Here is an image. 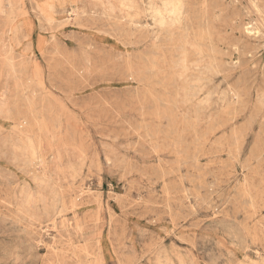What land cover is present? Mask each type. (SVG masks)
<instances>
[{"label": "rangeland", "instance_id": "obj_1", "mask_svg": "<svg viewBox=\"0 0 264 264\" xmlns=\"http://www.w3.org/2000/svg\"><path fill=\"white\" fill-rule=\"evenodd\" d=\"M10 1L0 264H264V0Z\"/></svg>", "mask_w": 264, "mask_h": 264}, {"label": "bare ground", "instance_id": "obj_2", "mask_svg": "<svg viewBox=\"0 0 264 264\" xmlns=\"http://www.w3.org/2000/svg\"><path fill=\"white\" fill-rule=\"evenodd\" d=\"M9 1H10V0H9ZM7 2H8V1H7ZM124 2H125V3H128V2H126V1H124ZM10 3H11V1H10ZM130 3H131V2H130ZM136 3H137V1H136ZM185 3H186V2H185ZM0 4H2V0H0ZM136 5H138V4H136ZM1 6H2V5H1ZM1 6H0V7H1ZM130 6H131V5H130ZM166 6L169 7V10H170V11H173V10H172V7H171V5H170V3H168ZM127 7H129V5H128ZM127 7H126V8H127ZM131 7H132V6H131ZM201 9H202V8H201ZM144 11H145V10H144ZM188 13H189V12H188ZM125 14H126V13H125ZM201 14H202V13H201ZM109 15H110V14H109ZM158 16H159V15H158ZM188 17H189V16H188ZM114 19H115V18H114ZM159 20H160L161 23H163V17H160ZM199 20H200V19H199ZM113 21H114V20H113ZM188 21H189V20H188ZM156 24H157V23H156ZM108 26H109V25H108ZM133 26H134V25H133ZM143 27H144V26H143ZM145 27H146V26H145ZM134 28H135V27H134ZM143 29H144V28H143ZM145 29H146V28H145ZM147 29H148V28H147ZM147 31H148V30H147ZM138 32H139V31H138ZM120 34H121V33H120ZM143 37H144V36H143ZM201 44H202V43H201ZM10 51H11V50H10ZM7 54L9 55V53H7ZM181 54H183V53H181ZM207 54H208V53H207ZM207 54H206V55H207ZM218 54H219V53H218ZM5 55H6V54H5ZM8 55H6V56H8ZM152 56H153V55H152ZM183 56H184V55H183ZM8 57H9V56H8ZM4 58H5V57H4ZM10 58H11V57H10ZM184 59H185V57H184ZM4 60H6V59H4ZM179 60H180V59H179ZM182 60H183V59H182ZM7 61H9V60H7ZM10 61H11V60H10ZM174 61H175V60H174ZM183 61H184V60H183ZM176 62H177V60H176ZM184 62H185V61H184ZM213 63H214V62H213ZM178 64H179V63H178ZM179 66H180V65H179ZM182 66H183V65H182ZM216 66H219V64L216 65ZM175 67H177V66H175ZM219 67H220V66H219ZM219 67H218V68H219ZM178 68H179V67H178ZM183 68H184V66H183ZM184 69H185V68H184ZM132 70H133V69H132ZM208 72H209V71H208ZM140 74H141V73H140ZM179 74H180V73H179ZM0 75H1V74H0ZM129 76H130V75H129ZM130 77H131V76H130ZM155 78H156V77H155ZM152 79H153V78H152ZM130 80H131V79H130ZM203 80H204V79H203ZM20 81H21V80H20ZM148 82H149V81H148ZM192 82H193V81H192ZM142 84H143V83H142ZM142 84H141V85H142ZM195 84H196V83H195ZM164 86H165V85H164ZM189 86H190V85H189ZM192 87H193V86H192ZM17 88H18V87H17ZM135 88H136V87H135ZM165 89H166V88H165ZM190 89H192V88H190ZM195 89H196V88H194V90H195ZM202 89H203V88H202ZM182 90H184V89H182ZM187 91H188V90H187ZM139 92H140V91H139ZM188 92H189V91H188ZM182 93H185V92H182ZM188 94H189V93H188ZM190 94H191V93H190ZM192 94H193V92H192ZM194 94H195V93H194ZM146 96H147V95H146ZM192 96L195 97L194 95H192ZM168 97H169V96H168ZM183 97H185V96H183ZM186 97H187V96H186ZM186 97H185V98H186ZM235 97H237V96H235ZM153 98H154V97H153ZM2 100H3V99H2ZM188 100H189V99H188ZM144 101H145V100H144ZM14 102H15V101H14ZM156 102H157V101H156ZM171 104H172V103H171ZM48 106H49V105H48ZM156 106H157V105H156ZM164 107H165V106H164ZM231 109H232V108H231ZM34 110H35V109H34ZM139 110H140V109H139ZM50 112H51V111H50ZM157 113H158V112H157ZM232 113H233V112H232ZM229 114H230V113H229ZM141 115H142V114H141ZM157 115H158V114H157ZM31 117H32V116H31ZM40 118H41V117H40ZM50 118H51V117H50ZM33 120H34V118H33ZM48 121H50V120H48ZM19 122H20V121H19ZM159 122H160V120H159ZM191 123H192V122H191ZM20 124H21V123H20ZM50 125H51V124H50ZM140 125H141V124H140ZM211 126H213V125H211ZM220 126H221V125H220ZM194 127H195V126H194ZM215 127H216V126H215ZM195 128H196V127H195ZM213 128H214V127H213ZM28 129H29V128H28ZM57 129H58V128H57ZM148 129H149V128H148ZM148 129H147V130H148ZM29 130H30V129H29ZM39 130H40V129H39ZM149 130H150V129H149ZM194 130H195V129H194ZM43 131H44V130H43ZM46 131H47V130H46ZM216 131H217V130H216ZM47 132H48V131H47ZM26 133H27V132H26ZM42 133H43V132H42ZM44 133H45V132H44ZM156 133H157V132H156ZM30 134H31V133H30ZM24 136H25V135H24ZM31 137H32V136H31ZM39 137H40V136H39ZM171 137H173V136H171ZM237 137H238V136H237ZM24 138H27V137H24ZM45 138H46V137H45ZM232 138H233V137H232ZM241 138H242V137H241ZM21 139H22V138H21ZM28 139H29V138H28ZM28 139H27V140H28ZM32 139H33V138H32ZM27 140H26V141H27ZM30 140H31V139H30ZM33 141H34V140H33ZM155 141H156V139H155ZM28 142H29V140H28ZM28 142H27V143H28ZM233 142H234V141H233ZM34 143H35V142H34ZM50 143H51V142H50ZM29 144H30V143H29ZM200 144H201V143H200ZM154 145H155V144H154ZM157 145H158V144H157ZM31 146H32V145H31ZM31 146H30V147H31ZM33 146H34V145H33ZM23 147H24V146H23ZM37 147H38V146H37ZM81 147H82V144H81ZM196 147H197V146H196ZM30 149H31V148H30ZM30 149H29V151H32V150H33V149L30 150ZM38 150H39V149H38ZM176 150H178V149H176ZM34 151H35V148H34ZM40 151H41V150H40ZM199 151H200V150H199ZM35 152H36V151H35ZM154 153H155V152H154ZM192 153H193V152H192ZM33 155H34V154H33ZM36 155H37V154H36ZM41 155H43V154H41ZM31 157H32V155H31ZM39 157H40V156H39ZM40 158H41V157H40ZM30 160H31V159H30ZM32 160L34 161L33 157H32ZM42 160H43V159H42ZM42 160H41V161H42ZM35 161H36V160H35ZM175 161H176V160H175ZM177 161H178V160H177ZM218 161H219V160H218ZM28 162H29V161H28ZM211 162H212V160H211ZM32 163H33V162H32ZM32 163H31V164H32ZM42 163H43V162H42ZM118 163H119V162H118ZM33 164H34V163H33ZM43 164H44V163H43ZM175 164H176V163H175ZM215 164H216V163H215ZM245 164H246V163H245ZM39 165H40V164H39ZM40 166H41V165H40ZM200 166H201V165H200ZM228 166H229V165H228ZM246 166H247V165H246ZM190 167H191V166H190ZM222 167H223V166H222ZM222 167H221V168H222ZM39 168H40V167H39ZM42 168H43V166H42ZM158 168H159V167H158ZM252 170H253V169H252ZM44 171H45V170H44ZM172 172H173V171H172ZM38 174H39V173H38ZM163 174H164V173H163ZM163 174H162V175H163ZM40 175H41V174H40ZM215 175H216V174H215ZM37 176H39V175H37ZM37 176H36V177H37ZM72 176H73V175H72ZM41 177H42V176H41ZM45 177H46V176H45ZM161 177H162V176H161ZM43 178H44V177H43ZM203 178H204V177H203ZM36 179H38V178H36ZM41 179H42V178H41ZM179 179H180V178H179ZM245 179H246V178H245ZM39 181H41V180H39ZM34 182H35V181H34ZM224 182H225V181H224ZM244 182H245V181H244ZM182 185H183V184H182ZM197 185H198V184H197ZM216 186H217V185H216ZM240 186H241V185H240ZM8 187H9V186H8ZM183 187H184V186H183ZM254 188H255V187H254ZM189 189H190V188H189ZM8 191H9V190H8ZM11 191H12V190H11ZM205 191H206V190H205ZM215 191H216V190H215ZM245 192H246V191H245ZM90 193H91V192H90ZM228 193H229V192H228ZM183 195H184V194H183ZM209 195H210V194H209ZM211 197H212V196H211ZM70 199H71V198H70ZM233 200H234V199H233ZM96 201H97V200H96ZM70 202H71V201H70ZM212 203H213V202H212ZM250 205H251V204H250ZM252 205H253V204H252ZM166 206H167V205H166ZM171 213H172V212H171ZM58 214H59V212H58ZM218 214H219V213H218ZM172 217H173V216H172ZM79 224H80V223H79ZM80 226H81V225H80ZM76 227H77V226H76ZM71 247H72V246H71ZM85 247H86V246H85ZM85 247H84V248H85ZM60 251H61V250H60ZM66 251H67V250H66ZM72 251H73V250H72ZM61 252H62V251H61ZM67 252H68V251H67ZM89 264H90V263H89Z\"/></svg>", "mask_w": 264, "mask_h": 264}]
</instances>
